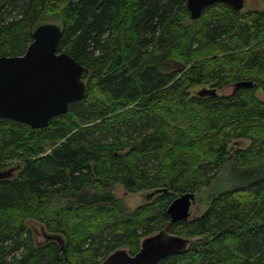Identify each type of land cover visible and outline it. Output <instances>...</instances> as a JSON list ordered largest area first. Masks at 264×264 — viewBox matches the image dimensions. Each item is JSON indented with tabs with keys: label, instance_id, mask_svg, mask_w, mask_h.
<instances>
[{
	"label": "trees",
	"instance_id": "1",
	"mask_svg": "<svg viewBox=\"0 0 264 264\" xmlns=\"http://www.w3.org/2000/svg\"><path fill=\"white\" fill-rule=\"evenodd\" d=\"M51 18L58 50L89 69L86 95L46 127L0 117V174L13 170L0 177V264L135 254L178 195L225 168L232 186L168 228L197 240L157 264H264V9L216 2L192 19L186 0H0V56L23 55ZM243 80L253 86L234 90ZM201 84L234 88L192 92ZM114 183L167 191L127 212ZM34 222L63 243L38 244Z\"/></svg>",
	"mask_w": 264,
	"mask_h": 264
},
{
	"label": "water",
	"instance_id": "2",
	"mask_svg": "<svg viewBox=\"0 0 264 264\" xmlns=\"http://www.w3.org/2000/svg\"><path fill=\"white\" fill-rule=\"evenodd\" d=\"M186 2L192 19L200 17L205 7L216 2L228 3L237 11L243 10L246 4L245 0ZM61 38L62 27L59 24L44 22L35 29L33 41L23 55L0 56V117L42 128L48 126L54 116L66 113L72 102L84 98L89 69L68 52L58 50ZM252 86V80H243L235 84L234 90ZM197 93L201 96L216 95L217 88L203 87ZM11 171L0 174V177L10 175ZM219 175L212 184V197L221 188H227L223 175ZM162 191L167 189L150 191L147 197L150 199ZM195 201L194 192L178 195L168 208L170 221L160 230L144 236L137 253L131 254L128 246H122L110 253L101 264H157L170 254L185 252L197 237L170 233L168 228L172 223L197 216L191 215ZM47 238L63 241L62 236L57 234H49Z\"/></svg>",
	"mask_w": 264,
	"mask_h": 264
},
{
	"label": "rangeland",
	"instance_id": "3",
	"mask_svg": "<svg viewBox=\"0 0 264 264\" xmlns=\"http://www.w3.org/2000/svg\"><path fill=\"white\" fill-rule=\"evenodd\" d=\"M245 1H246V4L244 7V10L264 9V0H245ZM45 22H52V23H56V24L61 25V20L58 18L47 19ZM205 86L210 87L209 84L197 85L196 87L192 88V92H195L196 91L195 89H202ZM233 88H234V86H228L224 89L218 88L217 92L223 93V94H228V93H231L233 91ZM257 95L259 98L264 100V90L263 89H259L257 91ZM16 173H17V170L14 172V174H16ZM230 174H231L230 168H227V169L225 168V171L223 174L224 180L228 176H230ZM233 176H235V172L233 173ZM231 181L232 180H228L227 182H225L226 187L232 186ZM111 191L113 192L114 196L119 201V204L122 206L124 205L126 208V211L129 212V211L133 210L134 208H136L139 204L144 202L148 198L147 193L150 192L151 190L142 191L139 193L129 192L122 184L114 183L113 186L111 187ZM211 197H212V186L204 188L200 192L196 193V201H195V203H193V205L191 207V215L192 216L200 215L204 211H206V209L209 206V202L211 200ZM93 221L90 220L88 224L92 225ZM85 223L87 224V222H85ZM32 229H34L35 232L37 233L36 235H37V238L39 239L38 241L42 242L41 244H43L44 242H46L48 240L47 235H49V233L45 230L44 227H42L38 223L34 222L32 224ZM34 230H33V232H34Z\"/></svg>",
	"mask_w": 264,
	"mask_h": 264
},
{
	"label": "flooded vegetation",
	"instance_id": "4",
	"mask_svg": "<svg viewBox=\"0 0 264 264\" xmlns=\"http://www.w3.org/2000/svg\"><path fill=\"white\" fill-rule=\"evenodd\" d=\"M142 203H143V202H142ZM139 205H140V204H139ZM33 230H34V229H33ZM33 233H34V236H36V241L38 242V244H41L42 242H39V241H38L39 239L37 238V235H36L37 233L35 232V230H34ZM60 243H63V241H61Z\"/></svg>",
	"mask_w": 264,
	"mask_h": 264
}]
</instances>
